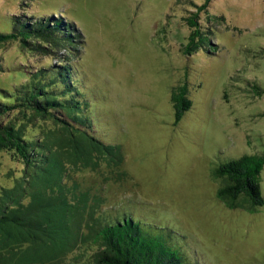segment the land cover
I'll list each match as a JSON object with an SVG mask.
<instances>
[{
    "label": "rangeland",
    "instance_id": "obj_1",
    "mask_svg": "<svg viewBox=\"0 0 264 264\" xmlns=\"http://www.w3.org/2000/svg\"><path fill=\"white\" fill-rule=\"evenodd\" d=\"M192 1L205 2L0 0V31L45 17L63 18L76 34L58 53L0 44V98L30 72L70 61L94 133L124 152L119 168L100 162L74 174L103 198V211L172 231L193 264H264V205L226 206L213 176L223 162L264 153V0H212L200 13L204 42L188 54ZM183 86L192 106L178 120L172 95ZM23 170L0 150V196ZM261 186L264 197V169ZM94 250L83 244L60 264H87Z\"/></svg>",
    "mask_w": 264,
    "mask_h": 264
},
{
    "label": "trees",
    "instance_id": "obj_2",
    "mask_svg": "<svg viewBox=\"0 0 264 264\" xmlns=\"http://www.w3.org/2000/svg\"><path fill=\"white\" fill-rule=\"evenodd\" d=\"M211 2L192 1L197 9L186 18L192 29L188 54L204 42L200 13ZM15 22L11 32L0 31V44L19 42L23 48L56 53L75 44V31L63 18ZM59 61L64 64L30 72L28 81L3 90L10 99L0 98V150L24 169L18 186L0 196V264H60L83 244L95 249L87 264H193L176 246L172 231L146 226L126 212L107 214L103 198L82 189L74 177L77 169L100 162L119 168L124 152L94 133L90 102L77 74L69 59ZM172 101L181 120L192 106L187 87L174 88ZM28 126L40 132L29 136ZM263 169L264 153L219 164L213 172L223 182L217 196L233 209L264 205Z\"/></svg>",
    "mask_w": 264,
    "mask_h": 264
}]
</instances>
